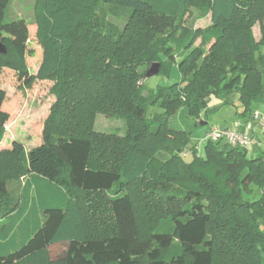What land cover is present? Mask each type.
I'll list each match as a JSON object with an SVG mask.
<instances>
[{
	"label": "trees",
	"instance_id": "obj_1",
	"mask_svg": "<svg viewBox=\"0 0 264 264\" xmlns=\"http://www.w3.org/2000/svg\"><path fill=\"white\" fill-rule=\"evenodd\" d=\"M10 1L0 0V31L20 23L7 19ZM194 15L207 26L188 25ZM263 17L264 0H35L37 73L20 43L0 34V75L13 69L25 85L52 78L57 99L42 143L26 149L14 139L0 150V264H264V155L208 141L202 161L223 191L175 180L191 166L186 148L192 162L203 158L192 143L200 123L188 118L209 94L226 107L238 98L237 116L252 115L264 27L258 43L252 29ZM154 62L165 76L177 65L181 78L145 95L139 67ZM6 98L0 86V145ZM181 107L183 124L171 126ZM98 113L125 117L124 136L96 131ZM170 133L176 153L152 171ZM253 186L260 195L245 198ZM62 242L64 253L51 257L49 246Z\"/></svg>",
	"mask_w": 264,
	"mask_h": 264
},
{
	"label": "rangeland",
	"instance_id": "obj_2",
	"mask_svg": "<svg viewBox=\"0 0 264 264\" xmlns=\"http://www.w3.org/2000/svg\"><path fill=\"white\" fill-rule=\"evenodd\" d=\"M34 3L35 0H11L8 7L7 19H18L20 23L17 24L14 31L2 30L0 31L1 38L11 37L17 40L23 47L26 57V66L36 75L38 67L42 59V47L38 43L36 32L37 25L34 21ZM197 16V15H196ZM196 16L189 17L188 25L197 27H205L208 24V19H197ZM264 27V17L261 21L256 22L252 29V37L255 42H260L262 38V29ZM5 51L7 47L3 44ZM261 55L264 57V44L261 46ZM152 64H144L139 67V70L146 73ZM263 73V92L259 94L252 104V111H264V61L261 64ZM181 73L177 65L173 68L169 76L159 73L149 78H141L138 82L139 86H144V94L146 92L155 90L158 86L171 85L179 81ZM55 83L54 79H35L30 85H25L20 81L18 75L13 69L5 68L0 75V86L7 92V98L3 104V110L7 111L10 118L6 124V134L3 142L0 145V150H9L14 139L21 140L26 149H30L39 145L44 140L45 122L50 114L53 104L56 102V95L52 92V87ZM206 107L201 111L199 116L195 118H188L190 122L200 123L192 132V143L203 138L205 133L212 127L229 126L232 118L237 116V112L243 110L242 104L238 98L235 105L224 106L222 99L211 93L205 98ZM182 108L176 115L174 120H171V126H181L182 123ZM187 108V107H186ZM154 113H160L162 110L157 106L152 109ZM187 113V111H185ZM248 119V118H247ZM128 122L123 116L107 115L98 113L94 121V129L96 131L108 134H117L121 137L127 132ZM165 140L164 146L155 151L153 155L152 171H158L159 166L166 159L172 157L176 150L173 145L178 144L177 135L170 133ZM260 139L252 146L248 147V156L256 157L264 155V145L259 146ZM203 146V144H202ZM198 152L203 158L196 162H192V156L184 157L189 165H181L180 173L176 182L182 186H203L211 189H218L223 191V179L215 175L213 163L202 161L205 159L204 150ZM220 146L224 149L228 145L221 142ZM4 173L13 177L17 173L12 168L2 167ZM251 191L244 192L245 198L253 199L260 195L259 188L251 187ZM147 226V225H146ZM148 227V226H147ZM67 243H56L49 246L51 257L55 258L64 253Z\"/></svg>",
	"mask_w": 264,
	"mask_h": 264
},
{
	"label": "built area",
	"instance_id": "obj_3",
	"mask_svg": "<svg viewBox=\"0 0 264 264\" xmlns=\"http://www.w3.org/2000/svg\"><path fill=\"white\" fill-rule=\"evenodd\" d=\"M258 131L264 134V111L255 110L250 118L246 120L239 119L230 127H212L205 133L203 138L196 140L194 147L199 152L202 144V147H204V144L208 141H219L225 142L231 147L248 148L258 141ZM192 151L191 148H186L183 155L188 157L192 155Z\"/></svg>",
	"mask_w": 264,
	"mask_h": 264
},
{
	"label": "water",
	"instance_id": "obj_4",
	"mask_svg": "<svg viewBox=\"0 0 264 264\" xmlns=\"http://www.w3.org/2000/svg\"><path fill=\"white\" fill-rule=\"evenodd\" d=\"M0 53H6V51L3 47V43H0ZM159 70H160V63L154 62L150 66V68L147 70L145 78H149V77H152L154 75H157L159 73Z\"/></svg>",
	"mask_w": 264,
	"mask_h": 264
},
{
	"label": "crops",
	"instance_id": "obj_5",
	"mask_svg": "<svg viewBox=\"0 0 264 264\" xmlns=\"http://www.w3.org/2000/svg\"><path fill=\"white\" fill-rule=\"evenodd\" d=\"M239 119L241 120V118H239L238 116L232 118L231 124H230L229 126H225V127H230V126H232V125H233L237 120H239ZM257 137H258V139L261 140V143L259 144V146L262 147V145H264V134H261V132L258 131V132H257ZM195 142H196V141H195ZM195 142H194V143H195Z\"/></svg>",
	"mask_w": 264,
	"mask_h": 264
}]
</instances>
